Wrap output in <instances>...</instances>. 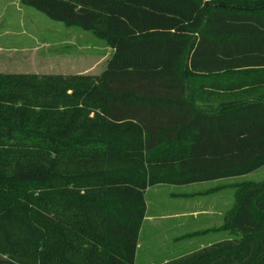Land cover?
<instances>
[{"label": "trees", "instance_id": "1", "mask_svg": "<svg viewBox=\"0 0 264 264\" xmlns=\"http://www.w3.org/2000/svg\"><path fill=\"white\" fill-rule=\"evenodd\" d=\"M20 4L111 55L98 76L0 75V264H135L148 189L264 167V0ZM229 229L166 264H264V182Z\"/></svg>", "mask_w": 264, "mask_h": 264}, {"label": "rangeland", "instance_id": "2", "mask_svg": "<svg viewBox=\"0 0 264 264\" xmlns=\"http://www.w3.org/2000/svg\"><path fill=\"white\" fill-rule=\"evenodd\" d=\"M4 4L0 0V75L98 76L102 72L111 53L105 40L91 31L50 21L31 8L19 11ZM177 71L183 74L181 65ZM188 78L198 76L187 73ZM201 100L200 106L213 110L232 102L224 97ZM263 182L264 167L209 184L150 188L145 194L146 217L140 228L136 264L186 260L232 238L229 215L234 204L245 189Z\"/></svg>", "mask_w": 264, "mask_h": 264}, {"label": "crops", "instance_id": "3", "mask_svg": "<svg viewBox=\"0 0 264 264\" xmlns=\"http://www.w3.org/2000/svg\"><path fill=\"white\" fill-rule=\"evenodd\" d=\"M2 2L5 3L4 5L6 7H12L14 5V7H17L19 11L22 10V7H24L20 4V0H2ZM110 52H111V50H110ZM110 55H111V53H110ZM210 183H213V182H210ZM203 184H209V183H203ZM203 184H196V185H203ZM190 186H193V185H190ZM170 187H172V186H170ZM184 187H188V186H184ZM184 187H173V188H184ZM139 238H140V231L138 234V244H137V249H136V254H135V264H136V260H137L138 249H139Z\"/></svg>", "mask_w": 264, "mask_h": 264}]
</instances>
